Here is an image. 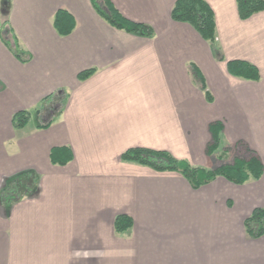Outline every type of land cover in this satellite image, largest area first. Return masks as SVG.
<instances>
[{"label":"crops","instance_id":"0c3cea01","mask_svg":"<svg viewBox=\"0 0 264 264\" xmlns=\"http://www.w3.org/2000/svg\"><path fill=\"white\" fill-rule=\"evenodd\" d=\"M8 1L3 33L30 58H16L0 35V264H264V234L250 237L243 224L264 204V9L243 19L236 0H207L220 60L190 24L171 18L175 0H111L149 24L150 37L112 26L90 0ZM59 8L75 20L66 35L53 26ZM235 58L255 64L260 78L231 75L226 60ZM31 107L51 123L14 128L12 113ZM215 119L228 143L259 154V178L218 175L193 188L176 171L120 160L127 147L145 146L211 164ZM61 146L72 157L52 162ZM118 213L131 217L129 232H115Z\"/></svg>","mask_w":264,"mask_h":264},{"label":"trees","instance_id":"16d2710c","mask_svg":"<svg viewBox=\"0 0 264 264\" xmlns=\"http://www.w3.org/2000/svg\"><path fill=\"white\" fill-rule=\"evenodd\" d=\"M95 11L112 26L124 31L142 35L152 36V27L141 21H135L126 17L113 4L111 0H90ZM2 28L0 31L3 42L20 61L29 60L30 54L23 49L17 39L12 36V43L8 41L3 33L8 32L7 12L8 0H2ZM238 15L240 18H248L253 13L264 9V0H236ZM170 16L176 21L190 24L202 38L210 45L215 58L224 60L225 57L216 41V24L214 11L207 0H175ZM75 20L72 14L64 8H59L53 15V26L60 35L70 33L74 27ZM227 71L234 76L241 78L258 80L260 72L258 67L245 59H227ZM199 88L203 91L208 101L212 100V95L207 87L205 78L196 65L191 64ZM94 67L80 70L77 77L83 80L95 72ZM37 109V108H36ZM30 118L28 108L14 111L11 122L14 128H20L27 124ZM53 118L37 124L38 127L48 126ZM210 138L205 145V152L213 154L222 140L223 122L220 119L210 121L208 124ZM238 149L244 147L245 153H238L231 161H224L215 166L208 167L191 163L188 159L177 157L165 149H155L145 146H130L120 154V160L134 162L140 165L149 166L155 170H170L180 173L193 188H197L208 183L216 176L220 175L234 183H243L251 178L257 179L263 171V163L257 152L251 148H246L242 141L237 144ZM72 157L68 147H54L50 151L52 162L59 164L66 163ZM7 190H4V194ZM246 234L250 237H259L264 234V204L254 207L243 220ZM132 226V219L125 213H118L114 217V230L118 234L129 232Z\"/></svg>","mask_w":264,"mask_h":264},{"label":"rangeland","instance_id":"374dc122","mask_svg":"<svg viewBox=\"0 0 264 264\" xmlns=\"http://www.w3.org/2000/svg\"><path fill=\"white\" fill-rule=\"evenodd\" d=\"M28 110L30 111V118H29L28 124H36L39 122H43V120H46L45 119L46 115H44L43 112L39 113L35 107L28 108ZM239 149L236 144L228 143L225 137L223 136L218 148L214 151L213 154L211 155L209 154V157L211 158V161H212L211 164L210 163H200V165L212 167L224 161H231L235 155L241 152V150ZM24 184L15 185V194H20L19 192L26 191L27 183H24Z\"/></svg>","mask_w":264,"mask_h":264}]
</instances>
